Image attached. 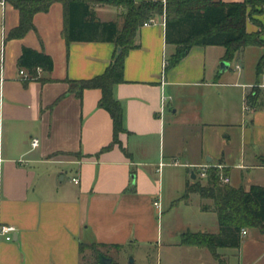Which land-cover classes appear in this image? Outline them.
<instances>
[{
    "label": "crops",
    "instance_id": "1",
    "mask_svg": "<svg viewBox=\"0 0 264 264\" xmlns=\"http://www.w3.org/2000/svg\"><path fill=\"white\" fill-rule=\"evenodd\" d=\"M93 8L101 21L123 27L122 9ZM260 17L264 22V12ZM152 19L139 29L137 47L126 57L125 82L114 89L128 132L121 133V146L96 156L113 141V119L100 105L101 89H86L79 97L70 81L104 74L117 45L69 43L61 2L35 15L36 30L9 38L20 12L0 0V224L16 228L13 241L0 242V264H82V244L116 247L134 236L145 238L157 201L162 210L161 183L151 170L158 164L182 169L185 191L184 169L195 182L205 179V166L228 169L236 188L264 186V109L245 110L254 87L264 99V73L257 74L264 56L257 49L264 48L247 47L227 62L226 47L196 46L172 65L177 47L167 41L166 17ZM258 30L248 24L249 32ZM24 47L51 56L54 70L25 81ZM249 58L255 67L248 71ZM33 138L40 140L36 148ZM211 202L208 211L201 202L210 227L191 232H220ZM247 231L239 248H219V259L212 252L207 261L201 255L199 264H264V234Z\"/></svg>",
    "mask_w": 264,
    "mask_h": 264
},
{
    "label": "trees",
    "instance_id": "2",
    "mask_svg": "<svg viewBox=\"0 0 264 264\" xmlns=\"http://www.w3.org/2000/svg\"><path fill=\"white\" fill-rule=\"evenodd\" d=\"M20 12V24L12 30L9 38H23L36 30L34 17L47 13L56 2L64 4L67 12L65 37L74 42H112L118 47L115 60L104 74L92 79L70 81L71 91L82 97L86 89H101L100 101L114 122L113 141L96 156L120 145L121 133L128 132L121 102L116 99V85L125 82V61L128 53L137 47L136 37L145 22L156 15L166 17V38L177 50L171 64L181 62L196 46H224L227 48L224 60L231 62L238 52L247 47L264 48V23L255 19V14L264 12V0H6ZM113 6L123 10V27L118 22L101 21L93 7ZM255 23L261 28L248 31V24ZM20 67L28 72L30 80L39 79L38 69L52 72L55 64L51 56L44 52L24 47ZM264 73V56L261 58L257 74ZM27 81V82H28ZM247 103L255 109H264L263 92L254 87L247 96ZM128 153V152H127ZM129 154V153H128ZM81 156V154H75ZM91 157V156H85ZM264 163V161H263ZM222 177L229 178L228 169L210 167L205 179L187 183L185 199L199 194L203 200H210L218 215L220 232H186L182 235L183 246L206 248L219 259V248H239L243 229H258L264 234V186L253 185L250 190L224 183ZM212 207L204 204V211ZM103 244H82L81 253L87 248ZM223 262V261H222ZM114 264V260H113ZM117 264V263H115ZM224 264V263H223Z\"/></svg>",
    "mask_w": 264,
    "mask_h": 264
},
{
    "label": "rangeland",
    "instance_id": "3",
    "mask_svg": "<svg viewBox=\"0 0 264 264\" xmlns=\"http://www.w3.org/2000/svg\"><path fill=\"white\" fill-rule=\"evenodd\" d=\"M260 15L255 14V19L264 23ZM255 25L261 29L259 25ZM257 50L264 51L260 48ZM253 67H255L253 60L249 58L246 69L253 70ZM157 156L158 152L155 154V157ZM157 161L159 163V160ZM160 166L161 164H158V167L154 166L151 170L155 179L161 183L162 191L159 198L162 200V210L155 208L154 221L148 224L146 237L134 236V241L122 246L87 248L82 264H101L100 254L112 258L114 264H199L201 255L205 261L212 258L211 251L206 248L193 253L190 251L191 247L181 244L184 233L196 231L198 227H210L211 220H207L206 213L201 210V202L209 204L210 201L203 200L199 194L192 195L187 201L185 186L184 184L180 186L182 169ZM157 168L161 170L157 171ZM184 172L188 180L193 178V174H188L187 169H184ZM233 183V185L238 183L236 178Z\"/></svg>",
    "mask_w": 264,
    "mask_h": 264
},
{
    "label": "built area",
    "instance_id": "4",
    "mask_svg": "<svg viewBox=\"0 0 264 264\" xmlns=\"http://www.w3.org/2000/svg\"><path fill=\"white\" fill-rule=\"evenodd\" d=\"M154 22L153 19L149 20L148 22H146L144 25L145 26H149L151 25L152 23ZM239 68H241L239 66ZM38 72H42V69H38ZM20 74L22 76V78L25 80V81H28L30 80V75L28 74V72L24 69H21L20 71ZM245 110L249 111L250 110V105L246 102L245 104ZM40 144V140L38 138H33L32 140V146L33 148H36L38 147ZM175 164H179V162H175ZM210 168V166H205L203 168V173H202V177L206 178L207 177V170ZM74 181H79V179H74ZM222 181L224 183H230V179L228 177H222ZM156 207L157 209H161V203L160 201H157L156 202ZM16 232V228L15 226H12V225H7V224H0V242L2 241H13L14 240V233ZM243 235H247L248 234V231L247 229H243L242 231Z\"/></svg>",
    "mask_w": 264,
    "mask_h": 264
},
{
    "label": "water",
    "instance_id": "5",
    "mask_svg": "<svg viewBox=\"0 0 264 264\" xmlns=\"http://www.w3.org/2000/svg\"><path fill=\"white\" fill-rule=\"evenodd\" d=\"M193 178H196V176L193 175ZM99 260L101 264H113V259L104 254L99 255Z\"/></svg>",
    "mask_w": 264,
    "mask_h": 264
}]
</instances>
